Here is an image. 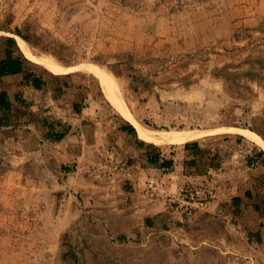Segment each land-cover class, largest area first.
<instances>
[{
    "label": "crops",
    "instance_id": "obj_1",
    "mask_svg": "<svg viewBox=\"0 0 264 264\" xmlns=\"http://www.w3.org/2000/svg\"><path fill=\"white\" fill-rule=\"evenodd\" d=\"M246 1L240 10L248 18L241 22L250 24L252 3ZM226 6L220 22L233 32L238 6L231 11L232 5ZM215 30L219 38L222 30ZM129 49L124 45L121 50ZM52 74L62 80V73ZM80 82L46 83L31 113L28 109L15 118L20 124L6 120L0 125L7 128L0 133V146L11 162L7 170L20 175L23 187L29 186L26 171L36 156L35 183L42 202L52 206L70 264H264V148L241 133L207 132L203 141L164 149L141 138L108 103L112 115L103 118L93 91ZM157 88H145L149 105ZM2 90L11 108L21 107L7 88ZM184 94L186 100L197 98L192 90ZM23 98L28 97L23 93ZM154 102L168 103L155 97ZM132 115L143 126L149 118ZM63 129L60 139L46 136ZM112 156L123 166H110ZM205 179L217 190L205 207L186 214L168 205V196L182 186Z\"/></svg>",
    "mask_w": 264,
    "mask_h": 264
},
{
    "label": "rangeland",
    "instance_id": "obj_2",
    "mask_svg": "<svg viewBox=\"0 0 264 264\" xmlns=\"http://www.w3.org/2000/svg\"><path fill=\"white\" fill-rule=\"evenodd\" d=\"M171 1L0 0V58L5 37H13L27 70L49 87L70 78L81 81L80 87L92 90L103 107V118L116 108L84 64H97L119 78L129 110L148 115L144 124L151 130L209 129L223 134L236 132L219 130L222 127H238L264 140V0H250V24L241 22L248 18L240 10L246 0H189L172 9ZM227 4L232 5L229 11L238 6L233 32L231 27L226 31L219 18ZM216 22L220 26L214 28ZM215 29L222 30L219 38ZM19 38L33 59L26 56ZM124 45L130 49L122 51ZM43 59L74 68L60 80L40 62ZM23 79L22 73L0 78V89L7 88L21 105L0 110V116L14 125L21 123L15 118L28 114V109L31 113L34 99L42 95ZM154 85L158 91L149 105L145 88ZM190 90L197 92L196 100H186L184 93ZM23 93L32 98H23ZM154 97L168 103L158 104ZM6 129L0 127V133ZM35 158L26 171L29 186L23 187L20 175L7 170L11 162L0 146V264H70L63 235L54 227L52 206L42 202L35 183Z\"/></svg>",
    "mask_w": 264,
    "mask_h": 264
},
{
    "label": "bare ground",
    "instance_id": "obj_3",
    "mask_svg": "<svg viewBox=\"0 0 264 264\" xmlns=\"http://www.w3.org/2000/svg\"><path fill=\"white\" fill-rule=\"evenodd\" d=\"M24 41L19 38V44L25 52L26 56L33 59L30 52L24 45ZM46 68L54 73H69L73 70L74 66H62L55 62V60L51 59H43L40 61ZM84 70L95 76L102 87L104 95L106 98L112 103V105L118 110L120 114H122L126 119L131 121V123L135 126L138 135L145 139V141H149L158 145L165 144H183L187 141L198 139L203 137L207 132H210L201 129H180V130H151L145 126H143L140 122L135 120L133 115L131 114L120 89V83L116 76L108 71L106 68L101 67L94 63L84 64L82 66ZM83 70V69H82ZM226 129L229 131H234L236 133H241L247 138L258 143L262 148H264V140L255 132L238 128V127H226L220 128L219 130Z\"/></svg>",
    "mask_w": 264,
    "mask_h": 264
},
{
    "label": "trees",
    "instance_id": "obj_4",
    "mask_svg": "<svg viewBox=\"0 0 264 264\" xmlns=\"http://www.w3.org/2000/svg\"><path fill=\"white\" fill-rule=\"evenodd\" d=\"M202 1V0H198ZM189 0H172L171 9L174 7H180ZM2 37H0V44ZM5 54L0 58V78L11 75V74H23L24 82L31 84L37 89H41L46 81L41 76H38L34 71L27 70L26 68V59L17 53L16 41L13 37H5ZM50 71V70H49ZM52 72V71H51ZM54 73V72H53ZM12 103L10 101L9 95L6 91H0V110L4 112L10 111ZM6 119L4 116H0V125L4 124ZM134 131V128L130 129ZM65 130L63 129L60 132L49 131L46 136L53 139H60L64 136Z\"/></svg>",
    "mask_w": 264,
    "mask_h": 264
},
{
    "label": "built area",
    "instance_id": "obj_5",
    "mask_svg": "<svg viewBox=\"0 0 264 264\" xmlns=\"http://www.w3.org/2000/svg\"><path fill=\"white\" fill-rule=\"evenodd\" d=\"M110 159V157H108ZM109 160L110 166H123ZM125 166V165H124ZM148 185H153L154 181L149 180ZM216 185L210 179L202 180L198 185L185 184L175 195L168 196V205L175 210L191 214L194 210L206 206V204L217 197Z\"/></svg>",
    "mask_w": 264,
    "mask_h": 264
}]
</instances>
